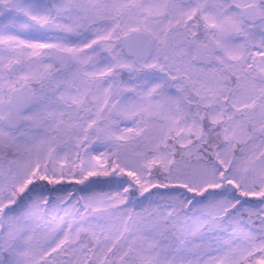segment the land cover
<instances>
[{"label": "snow or ice", "instance_id": "1", "mask_svg": "<svg viewBox=\"0 0 264 264\" xmlns=\"http://www.w3.org/2000/svg\"><path fill=\"white\" fill-rule=\"evenodd\" d=\"M0 264H264V0H0Z\"/></svg>", "mask_w": 264, "mask_h": 264}]
</instances>
